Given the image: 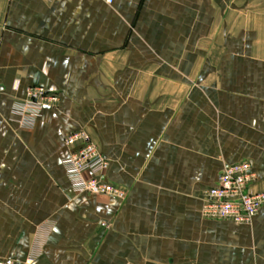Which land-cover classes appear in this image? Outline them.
<instances>
[{
    "label": "crops",
    "instance_id": "1",
    "mask_svg": "<svg viewBox=\"0 0 264 264\" xmlns=\"http://www.w3.org/2000/svg\"><path fill=\"white\" fill-rule=\"evenodd\" d=\"M34 85L59 99L27 128L14 105ZM80 130L123 198L72 190ZM243 160L264 191V0H0V259L264 264V207L202 214Z\"/></svg>",
    "mask_w": 264,
    "mask_h": 264
},
{
    "label": "built area",
    "instance_id": "2",
    "mask_svg": "<svg viewBox=\"0 0 264 264\" xmlns=\"http://www.w3.org/2000/svg\"><path fill=\"white\" fill-rule=\"evenodd\" d=\"M26 93V99L17 101L14 109L21 117V125L29 128L34 126L42 107L56 104L59 97L41 85L30 86ZM65 143L70 154L63 160V166L74 192L120 198L125 196L123 188L107 179L109 161L88 132H74L65 138ZM255 179L248 160L226 166L220 172L217 183L203 193V216L236 224L250 222L264 207V191H255L252 186ZM102 226L107 227L108 224L103 222ZM33 260L34 256L31 255L24 264H31ZM0 264L16 263L0 259Z\"/></svg>",
    "mask_w": 264,
    "mask_h": 264
}]
</instances>
